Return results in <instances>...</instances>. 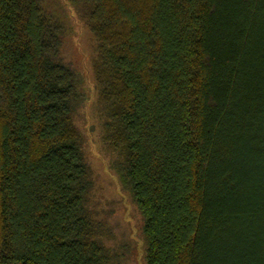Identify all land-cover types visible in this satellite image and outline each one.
<instances>
[{
    "label": "trees",
    "instance_id": "1",
    "mask_svg": "<svg viewBox=\"0 0 264 264\" xmlns=\"http://www.w3.org/2000/svg\"><path fill=\"white\" fill-rule=\"evenodd\" d=\"M65 2L145 264H264V0ZM62 36L43 0H0V264H121Z\"/></svg>",
    "mask_w": 264,
    "mask_h": 264
},
{
    "label": "rangeland",
    "instance_id": "2",
    "mask_svg": "<svg viewBox=\"0 0 264 264\" xmlns=\"http://www.w3.org/2000/svg\"><path fill=\"white\" fill-rule=\"evenodd\" d=\"M46 11L63 27L60 57L74 72L80 99L73 119L82 136V153L91 171L88 209L108 230L104 243L121 254V264H145L142 219L128 193L121 188L111 165L113 160L99 142L95 94L90 75L89 37L65 0H43Z\"/></svg>",
    "mask_w": 264,
    "mask_h": 264
}]
</instances>
